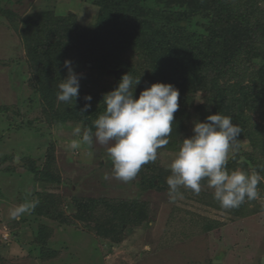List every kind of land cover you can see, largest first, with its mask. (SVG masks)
<instances>
[{"label": "trees", "instance_id": "1", "mask_svg": "<svg viewBox=\"0 0 264 264\" xmlns=\"http://www.w3.org/2000/svg\"><path fill=\"white\" fill-rule=\"evenodd\" d=\"M82 1L98 8L91 25H82L73 12L61 15L52 7H40L27 17H20L11 8L21 5V1L0 0V16L17 32L25 50L29 73L26 89L30 93L26 101L32 110L40 112L39 117L17 127V131L24 127L36 131V122L52 127L74 123L83 130L95 131L93 122L106 107L104 94L114 90L129 72L134 78L141 76L134 98L157 82L170 83L180 92L169 143L158 151L178 152L183 139L190 137L191 122H203L218 112L232 118L241 129L238 142H245L252 149L239 150L234 158L230 157L228 170L258 172L264 177V0ZM66 59L72 61L73 69L88 70V85L80 86L76 104L57 99L58 85L67 76ZM86 95L92 97L91 108L81 113ZM0 114L19 112L3 106ZM53 147L50 143L42 165L32 158L21 161L36 184H62L60 175L51 172L55 161ZM14 158L5 156L3 161L12 165L0 171L13 173ZM170 175L171 171L157 160L145 164L132 180L138 190L136 197H74L69 206L71 216L58 194L43 191L33 196L48 205L40 216L59 228L77 220L84 230L120 244L128 232L150 223L153 208L143 197L149 192L168 193L166 179ZM201 186L199 195L190 189L181 191H189L193 201L235 220L254 214L249 209L253 200L246 199L238 208L225 210L213 198L214 189L208 187L206 180L201 181ZM257 188L260 195L264 181ZM34 221L38 222V218ZM195 223L202 233L224 226L205 217H197ZM34 234V242L41 247L40 257H55L57 252L49 251L54 229L43 222ZM6 263L0 256V264Z\"/></svg>", "mask_w": 264, "mask_h": 264}, {"label": "rangeland", "instance_id": "2", "mask_svg": "<svg viewBox=\"0 0 264 264\" xmlns=\"http://www.w3.org/2000/svg\"><path fill=\"white\" fill-rule=\"evenodd\" d=\"M19 1L21 5L11 9L20 17H27L40 7H52L61 15L75 13L79 22L87 26L93 24L98 15L97 7L82 0ZM9 24L4 16H0V107H14L19 112L18 115L0 114V169L12 165L10 161H3L5 156L15 157L13 173L0 171V256L8 264H263L264 191L249 203L254 214L237 220L193 201L189 191L183 190L185 196L175 202L169 201L168 193L149 192L143 200L152 205L153 218L149 224L128 232L120 244L84 230L77 220L59 228L56 223L43 219L40 215L48 205L33 196L36 192L58 194L71 216L69 206L74 197L134 198L138 190L132 181L124 183L114 177L108 146L94 142L90 149L87 145L76 149L70 147L72 141L81 138L75 133L76 128L81 129V134L83 132L78 124L52 127L36 122V131L25 127L17 131V127L39 117L40 112L32 110L26 101L30 93L26 89L29 73L25 50ZM74 71L82 74L80 86H87L88 70L77 68ZM193 125L191 122L190 137ZM50 143L54 145L55 160L51 172L60 175L62 184L59 186L34 183L32 176L21 166L25 158H32L42 165ZM239 150L252 151L245 142H238L235 153ZM85 151H91L93 156L89 159L84 155ZM176 153L158 151L157 161L170 171L169 165ZM33 200H38L39 204L32 214L25 213L15 220L10 217L11 210ZM173 206L176 208L171 209ZM194 215L218 220L224 226L202 233ZM43 222L54 229L49 251L57 252L55 257L46 259L40 257L41 247L34 242V232Z\"/></svg>", "mask_w": 264, "mask_h": 264}, {"label": "clouds", "instance_id": "3", "mask_svg": "<svg viewBox=\"0 0 264 264\" xmlns=\"http://www.w3.org/2000/svg\"><path fill=\"white\" fill-rule=\"evenodd\" d=\"M67 76L58 85L57 99L66 104H76L79 97L82 74L73 69L71 60L64 61ZM141 83V76L134 78L124 74L118 86L104 94L106 105L103 114L93 122L92 128H76L80 140L72 141L76 149L94 142L108 146L107 154L113 164V175L117 180L128 183L136 178L143 165L157 160L158 150L169 143L173 131L174 114L179 110V90L170 83H153L144 88L138 98L134 91ZM92 97H84L81 113L91 108ZM193 135L184 138L179 151L169 165L171 175L167 177L170 202L183 199L181 189H190L195 195L201 192V181L214 189L213 198L225 210L238 208L245 200L258 197V184L264 177L258 172L251 174L235 169L229 171L228 161L234 158L241 129L230 116L208 115L205 121H196ZM89 159L91 151H85ZM264 167V166H262ZM107 178V177H106ZM39 204L33 200L10 211L12 219L31 213Z\"/></svg>", "mask_w": 264, "mask_h": 264}, {"label": "water", "instance_id": "4", "mask_svg": "<svg viewBox=\"0 0 264 264\" xmlns=\"http://www.w3.org/2000/svg\"><path fill=\"white\" fill-rule=\"evenodd\" d=\"M109 73H110V72H109ZM216 263H219V264H220L221 262H215V264H216ZM263 264H264V260H263Z\"/></svg>", "mask_w": 264, "mask_h": 264}]
</instances>
